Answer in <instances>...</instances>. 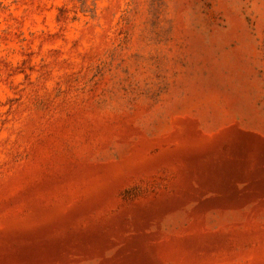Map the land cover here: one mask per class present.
Here are the masks:
<instances>
[{"label": "rangeland", "instance_id": "1", "mask_svg": "<svg viewBox=\"0 0 264 264\" xmlns=\"http://www.w3.org/2000/svg\"><path fill=\"white\" fill-rule=\"evenodd\" d=\"M0 264H264V0H0Z\"/></svg>", "mask_w": 264, "mask_h": 264}]
</instances>
